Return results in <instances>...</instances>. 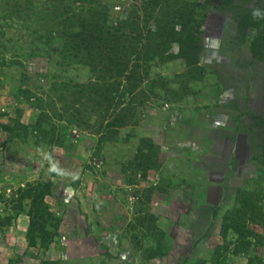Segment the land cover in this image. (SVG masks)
I'll return each mask as SVG.
<instances>
[{
	"label": "rangeland",
	"instance_id": "374dc122",
	"mask_svg": "<svg viewBox=\"0 0 264 264\" xmlns=\"http://www.w3.org/2000/svg\"><path fill=\"white\" fill-rule=\"evenodd\" d=\"M103 18L153 58L72 56ZM0 264H264V0H0Z\"/></svg>",
	"mask_w": 264,
	"mask_h": 264
},
{
	"label": "trees",
	"instance_id": "16d2710c",
	"mask_svg": "<svg viewBox=\"0 0 264 264\" xmlns=\"http://www.w3.org/2000/svg\"><path fill=\"white\" fill-rule=\"evenodd\" d=\"M102 21L103 24L107 25L105 30H103V33L105 34L104 37L102 36V34H98L96 36L92 35V31L95 32L92 20L85 19L81 23H78V26L74 28L75 31L72 33V36L70 38V42L73 44L71 48L75 50V53L72 56L76 58L84 57V59L89 60L92 66H94V70H97L98 72H105V69L108 70L107 72L114 71L116 76L118 77L122 76V72L130 71L131 73H133L136 69H140L138 62L141 61L147 64L153 58V56L148 53L149 49H147L144 52L138 51L137 54L131 51L130 54L131 56H133V63H131V60H125L126 57H128L127 52H123L120 49H117L115 47L116 45H110V41H117V37L114 33L122 32L120 26L117 29L115 27L109 26L107 24V18H103ZM111 37H113L112 40L110 39ZM95 47H97V49H100L97 52L98 60L93 59L94 54L85 51L87 49L90 50V48L93 49ZM126 63L128 64V67L125 66ZM98 64L100 67L97 68ZM124 78L129 79L130 77L124 76ZM138 78H136V81H138ZM102 80H107V77H102ZM125 82L126 81L124 80L116 81L114 92L119 97H125V94H131L134 87L137 86L136 84H131V87H128ZM116 86H122L125 92L120 91ZM48 194L49 189L42 185H35L28 189L27 197L31 199V220L28 228V238L33 241V244L37 238L43 240H45L46 238L48 239V236L51 235L48 227L56 228L57 226L51 224V219L54 218V215L45 201V198ZM246 200L249 199L246 198ZM236 232L240 235V237L243 236V233H240V231L236 230Z\"/></svg>",
	"mask_w": 264,
	"mask_h": 264
},
{
	"label": "crops",
	"instance_id": "0c3cea01",
	"mask_svg": "<svg viewBox=\"0 0 264 264\" xmlns=\"http://www.w3.org/2000/svg\"><path fill=\"white\" fill-rule=\"evenodd\" d=\"M219 159V158H218Z\"/></svg>",
	"mask_w": 264,
	"mask_h": 264
}]
</instances>
